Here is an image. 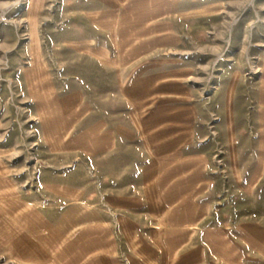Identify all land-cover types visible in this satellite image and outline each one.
<instances>
[{
  "label": "rangeland",
  "instance_id": "374dc122",
  "mask_svg": "<svg viewBox=\"0 0 264 264\" xmlns=\"http://www.w3.org/2000/svg\"><path fill=\"white\" fill-rule=\"evenodd\" d=\"M0 264H264V0H0Z\"/></svg>",
  "mask_w": 264,
  "mask_h": 264
}]
</instances>
